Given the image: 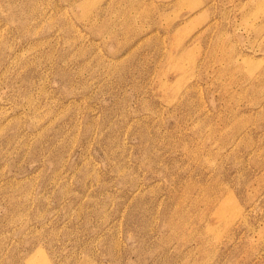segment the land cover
<instances>
[{
    "label": "rangeland",
    "instance_id": "1",
    "mask_svg": "<svg viewBox=\"0 0 264 264\" xmlns=\"http://www.w3.org/2000/svg\"><path fill=\"white\" fill-rule=\"evenodd\" d=\"M0 264H264V0H0Z\"/></svg>",
    "mask_w": 264,
    "mask_h": 264
}]
</instances>
